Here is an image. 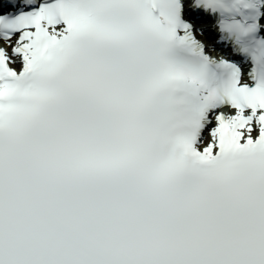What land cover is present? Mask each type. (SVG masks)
Returning <instances> with one entry per match:
<instances>
[{
	"label": "snow or ice",
	"instance_id": "snow-or-ice-1",
	"mask_svg": "<svg viewBox=\"0 0 264 264\" xmlns=\"http://www.w3.org/2000/svg\"><path fill=\"white\" fill-rule=\"evenodd\" d=\"M0 264H264V0L0 4Z\"/></svg>",
	"mask_w": 264,
	"mask_h": 264
},
{
	"label": "bare ground",
	"instance_id": "bare-ground-1",
	"mask_svg": "<svg viewBox=\"0 0 264 264\" xmlns=\"http://www.w3.org/2000/svg\"><path fill=\"white\" fill-rule=\"evenodd\" d=\"M196 23H197V28L198 29L203 27V28L208 30V35H204V34H199V35H200V39L203 40L205 43H207L209 45L210 50L213 51V46H214V44H216L215 40L217 38L210 31L209 24L208 23H204V22H198V21H196ZM224 50H227V49L224 48ZM226 52H228V51H226Z\"/></svg>",
	"mask_w": 264,
	"mask_h": 264
}]
</instances>
